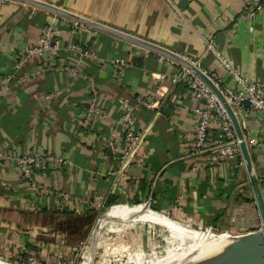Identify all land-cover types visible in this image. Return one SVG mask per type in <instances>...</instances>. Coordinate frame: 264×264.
I'll return each mask as SVG.
<instances>
[{
  "label": "crops",
  "instance_id": "crops-1",
  "mask_svg": "<svg viewBox=\"0 0 264 264\" xmlns=\"http://www.w3.org/2000/svg\"><path fill=\"white\" fill-rule=\"evenodd\" d=\"M42 1L179 53L207 74L215 73L224 88L235 87L230 72H242L264 88V8L249 20L240 17L243 6L239 0ZM50 22L60 29L63 46L69 39L83 50H97L103 58H124L130 66L121 77L113 78L112 66L82 58L64 47L54 56L36 57L18 66L17 55L34 45ZM133 56L136 60L132 62ZM159 56L46 11L1 1L0 75L13 74L15 80L0 88V149L6 154L63 156L67 161L63 166L36 171L32 176L36 184L53 191L101 198L115 208L141 207L151 200L147 213L139 214L138 219L116 223L129 226L145 217L165 219L184 229L180 222H186L184 226L206 233L242 235L258 230L260 218L243 162L238 168L230 162L210 165L193 151V109L200 103L181 83L159 79L160 74L180 67L160 61ZM45 66L53 69L33 75ZM65 66H76L92 79L105 117L83 123L90 81L70 74ZM55 92L60 93L45 98ZM131 94L157 103L154 109H136L135 127L143 132V144L135 161L122 166L100 137L117 126L121 114L117 98ZM248 126L256 132V122L249 121ZM114 146L119 152L124 150L121 133ZM252 159L262 186L264 152ZM60 205L53 196H37L14 163L9 159L3 162L0 255L9 258V263L16 255L22 258L23 253L38 254L45 262L71 258L86 244L88 234L84 233L89 225L95 220L96 225L103 214L81 203H72L70 210ZM109 222L115 221L105 222L100 232ZM75 239L80 241L76 246Z\"/></svg>",
  "mask_w": 264,
  "mask_h": 264
},
{
  "label": "built area",
  "instance_id": "built-area-1",
  "mask_svg": "<svg viewBox=\"0 0 264 264\" xmlns=\"http://www.w3.org/2000/svg\"><path fill=\"white\" fill-rule=\"evenodd\" d=\"M1 1L3 0H0V2ZM239 1L243 6L241 18L253 20L264 8V0ZM62 47L79 53L82 58L112 66L113 78L121 77L126 68L130 66V62L124 58H103L99 56L97 50H83L78 44H75L69 39L65 42V46H63L60 41V29L54 22H50L44 27L34 45L23 48L17 55V65L20 66L36 57L45 55L54 56ZM159 60L170 61L162 56H159ZM52 69V66L38 68L33 75H38ZM64 69L74 76L90 81L88 87L90 88L91 96L86 107L83 123L87 125L91 121L105 117L106 111L99 104L97 91L92 84V79L83 74L76 66H65ZM230 73L235 82V87L224 88L220 85V79L215 73H210L208 75L221 89L226 101L234 111L244 131L251 155L258 156L264 152V88L259 81L249 78L242 72ZM159 79H167L173 85L181 83V85L191 91L193 97L200 103L193 109L196 115V123L192 138L193 151L197 154H202L206 162L210 165H219L228 162L232 163L235 168L242 165L240 149L231 121L222 104L211 89L195 74L181 66L174 72L160 74ZM14 80L13 74L0 75V88L10 86ZM160 90L161 87H158L157 91ZM59 93L60 92L48 94L45 98L51 99ZM117 102L121 108L117 126L113 127L106 135H102L100 140L105 148H110L114 151L116 159L123 166L135 161L136 153L143 144V132L135 127L134 113L136 109H154L157 102L156 100L146 99L136 94L119 96ZM249 121L257 123V130L255 133L250 131V127L248 126ZM118 133L122 134L125 144V148L121 152L117 151L114 146V141ZM8 159L14 163L20 176L29 182L30 189L40 198L53 196L61 202L60 207L66 210L72 209V203H81L88 210H95L101 214H106L113 208V206H107L106 202L101 198H77L66 191H53L50 188L42 187L32 180L33 173L36 171L66 164V159L61 155L33 152L6 154L0 149V168L3 162ZM261 191L264 198V185L261 186ZM78 250L77 253L79 256L77 258L71 257L67 260L59 261L58 264H84L88 245L82 244ZM18 258L20 257L18 256ZM80 259L83 261L82 263L81 261L78 262ZM43 262L44 261L38 254H31L24 259L22 258L20 262L15 261L17 264H43ZM45 264L51 263L45 262Z\"/></svg>",
  "mask_w": 264,
  "mask_h": 264
},
{
  "label": "water",
  "instance_id": "water-1",
  "mask_svg": "<svg viewBox=\"0 0 264 264\" xmlns=\"http://www.w3.org/2000/svg\"><path fill=\"white\" fill-rule=\"evenodd\" d=\"M21 3L27 6H31L43 11H46L54 16L63 18L65 20L74 22L76 24L89 27L96 31L110 35L122 41L128 42L134 46H138L147 51L157 53L168 60L176 63L177 65L189 70L201 79L214 93L217 99L225 109L233 130L236 135L237 143L240 149L241 159L246 171L249 183L251 185L253 200L258 211L260 218V227L258 230L250 231L246 234H242V240L237 241L232 249L223 254V257L219 259H211L202 264H264V198L261 191V185L256 174L251 152L248 148L246 137L242 126L240 125L234 111L229 103L226 101L221 89L215 84V82L204 72L196 63L192 62L185 56L180 55L164 46L155 44L138 36L132 35L123 30L111 27L107 24L99 22L97 20L88 18L76 12H72L57 5L45 2L42 0H6ZM136 60V56H133L132 62ZM151 200H148L143 206L142 211L145 212L150 207ZM108 215L103 214L97 221L87 250V257L85 264H95L96 249L99 232L102 223L108 221ZM110 219V218H109ZM132 218L128 219H111L110 221L130 222Z\"/></svg>",
  "mask_w": 264,
  "mask_h": 264
},
{
  "label": "rangeland",
  "instance_id": "rangeland-1",
  "mask_svg": "<svg viewBox=\"0 0 264 264\" xmlns=\"http://www.w3.org/2000/svg\"><path fill=\"white\" fill-rule=\"evenodd\" d=\"M129 206H132V204ZM130 209L135 208L130 207ZM122 211L126 212L127 210L118 208L112 211L111 215L123 218V216L120 215ZM131 218L138 219L139 216ZM141 218H143L141 221L131 223L129 226H126V223H116L117 221H115L112 223L109 222L103 227L100 232V240L96 249L95 261L97 264H153L165 256L178 254L177 252L183 253L187 252V250H192V248L199 243V239L201 240L204 237L212 236L213 234L224 233L214 231L206 233V230H195V227L184 226L186 222H183L184 224L180 222V224L186 228L184 229L172 225L170 221L165 219H160L161 221H159L154 218L151 220L150 218ZM95 222L96 220L89 225L87 231L84 233V235L88 234L85 238L87 245ZM193 233H197V237H194ZM167 238L168 240L173 239L171 247L168 242H166ZM75 241H77L76 244H74L75 246L80 243L77 239H75ZM168 248L170 249L167 250ZM78 256L79 255L76 251L71 257L77 258ZM7 259L9 260V258L0 255V264H17L15 263L17 255L10 263ZM59 261H63V259L56 258L47 262L58 264ZM80 261L81 263L83 262L81 259L78 262ZM43 264H45V261Z\"/></svg>",
  "mask_w": 264,
  "mask_h": 264
},
{
  "label": "bare ground",
  "instance_id": "bare-ground-1",
  "mask_svg": "<svg viewBox=\"0 0 264 264\" xmlns=\"http://www.w3.org/2000/svg\"><path fill=\"white\" fill-rule=\"evenodd\" d=\"M119 208L123 210H127L126 212L122 211V213L120 214L121 216H123V218L111 215L112 211L118 209V208L113 207L107 212V215L110 218V219L108 218V221L111 219H128L131 217L138 216L139 214L144 215L147 212V211L145 212L142 211V206L140 208L132 207L135 209H130V206L128 205H122L121 207L119 206ZM160 219L161 218H158L157 220L159 221L163 220V219L161 220ZM134 220L136 219L132 218L131 221H134ZM104 223H102V225ZM171 224L173 225V223ZM195 236L197 237V233L194 234V237ZM240 240H242V235L236 236V235H232L228 233H221V234H215V235L213 234L212 236L204 237L201 240L199 239V243H197V245L195 243L196 246L193 247L192 250L190 251L187 250V252H183V253L177 252L178 254H172L170 256H165L164 258H162L161 260L153 264H202L211 259H214V258L219 259L223 257V254H225L226 251L232 249V247L236 244V242ZM166 242H168V244L171 247L173 243V239L168 240L167 238ZM169 249L170 248H168L167 250ZM86 257H85L84 264L86 263Z\"/></svg>",
  "mask_w": 264,
  "mask_h": 264
},
{
  "label": "trees",
  "instance_id": "trees-1",
  "mask_svg": "<svg viewBox=\"0 0 264 264\" xmlns=\"http://www.w3.org/2000/svg\"><path fill=\"white\" fill-rule=\"evenodd\" d=\"M31 254H33V253H29V254H27V253H23V254H22V258L24 259V258H26L27 256H29V255H31ZM22 258H21V257H20V258H17L15 261H16V262H20Z\"/></svg>",
  "mask_w": 264,
  "mask_h": 264
}]
</instances>
